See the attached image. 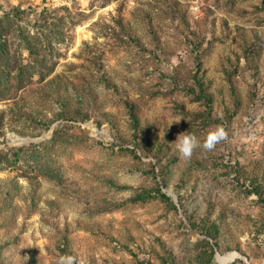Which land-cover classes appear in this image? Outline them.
<instances>
[{
  "label": "rangeland",
  "instance_id": "obj_1",
  "mask_svg": "<svg viewBox=\"0 0 264 264\" xmlns=\"http://www.w3.org/2000/svg\"><path fill=\"white\" fill-rule=\"evenodd\" d=\"M196 54L209 103L188 91ZM217 127L213 150L175 151ZM249 179L264 186V0H0V264H206L207 241L211 264H263Z\"/></svg>",
  "mask_w": 264,
  "mask_h": 264
},
{
  "label": "trees",
  "instance_id": "obj_2",
  "mask_svg": "<svg viewBox=\"0 0 264 264\" xmlns=\"http://www.w3.org/2000/svg\"><path fill=\"white\" fill-rule=\"evenodd\" d=\"M195 62H196V67H195L196 72H195V75L193 76V80H194L195 87L197 88V92L193 88H188V91L195 97V99L199 101L202 100L205 103H209V97L206 91L204 90L203 81L198 76L199 70H200V61L198 59V54L195 55ZM128 108H129L130 125L132 127V130L137 134L139 133H141V135L143 134L142 141L147 143V149H148L149 148L148 146L150 144V141H149L150 137L143 132H138L140 131L139 122L135 114L134 107H132L131 105H128ZM109 123L113 125L111 121ZM153 149H154V146L150 148V153L152 152L154 153V156H153L154 159L157 160L158 163H162V161H165V158L161 155L160 151L158 149H155L156 151L154 152ZM166 168H167V164H163L161 167V169L163 170H166ZM248 182H249V187L252 188L251 190L253 191V193H255L259 198H261L262 195H264V186L259 185L256 182V180L249 179ZM154 193L156 195H159L160 198L163 199L164 201L169 202L170 199L165 194L161 193L160 189L157 188L154 191ZM155 194H152L151 191H143L141 194L137 195L133 200L134 201L135 200H140V201L150 200L155 197ZM196 227L202 231L206 239L214 241L215 235L217 234L216 224L206 225V224H203L202 222H199V224H196ZM207 243H208V248L210 252L208 254L206 264H211L213 262L214 249H213V246H211L208 241ZM214 246L216 247V244Z\"/></svg>",
  "mask_w": 264,
  "mask_h": 264
},
{
  "label": "clouds",
  "instance_id": "obj_3",
  "mask_svg": "<svg viewBox=\"0 0 264 264\" xmlns=\"http://www.w3.org/2000/svg\"><path fill=\"white\" fill-rule=\"evenodd\" d=\"M226 139V132L222 127H217L214 131L209 132L203 140V143L195 135L181 134L177 140L172 143L175 151L182 159H190L193 151L202 147L206 151L214 149L217 143ZM56 264H75V259L72 256H60Z\"/></svg>",
  "mask_w": 264,
  "mask_h": 264
},
{
  "label": "water",
  "instance_id": "obj_4",
  "mask_svg": "<svg viewBox=\"0 0 264 264\" xmlns=\"http://www.w3.org/2000/svg\"><path fill=\"white\" fill-rule=\"evenodd\" d=\"M245 260V259H244ZM245 262H246V264H248V261L247 260H245Z\"/></svg>",
  "mask_w": 264,
  "mask_h": 264
},
{
  "label": "bare ground",
  "instance_id": "obj_5",
  "mask_svg": "<svg viewBox=\"0 0 264 264\" xmlns=\"http://www.w3.org/2000/svg\"><path fill=\"white\" fill-rule=\"evenodd\" d=\"M263 264H264V261H263Z\"/></svg>",
  "mask_w": 264,
  "mask_h": 264
}]
</instances>
